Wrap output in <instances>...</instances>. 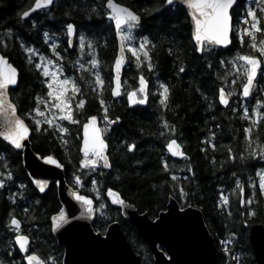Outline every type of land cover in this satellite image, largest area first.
I'll use <instances>...</instances> for the list:
<instances>
[{"label": "trees", "instance_id": "16d2710c", "mask_svg": "<svg viewBox=\"0 0 264 264\" xmlns=\"http://www.w3.org/2000/svg\"><path fill=\"white\" fill-rule=\"evenodd\" d=\"M114 1L140 15L141 23L132 33L137 44L145 38L149 41L146 48L152 64L151 70L147 67L148 62L137 67V59L127 52V64L122 74L123 92L117 100L110 94L111 67L117 49L115 32L112 23L106 19L105 7L90 11L105 4L106 0H56L51 11L41 10L27 20H22L18 13L27 10L34 0H0V53L6 54L19 72L18 83L10 98L17 105L19 117L31 130L32 151L41 158L49 155L60 161L66 184L75 189L79 187L82 195L94 201L93 229L104 233L109 224L118 222L143 264H153L149 248L134 227L121 217L120 210L106 200L108 189L116 191L151 219L166 210L170 198L182 208L190 206L200 210L214 239L217 264H256L248 232L251 225L264 226V197L255 183L256 171L264 161L259 156L249 157L245 128L252 124V101L257 98L264 104V98L252 91L246 101L249 117L245 118L246 106L238 97L245 81L232 83L237 76V69L232 64L237 63L239 55L260 56L251 47L253 41L249 37H243V43L238 37V17L243 14L238 9L233 11L232 44L228 49L213 48L210 53L198 54L191 39L189 18L181 6L174 5L170 14L161 17L155 11L158 0ZM261 21L264 22V17ZM68 23L85 36L86 44H93L94 51L88 47L85 50L99 61L97 71L104 84L97 87L87 68L72 70L67 61L66 71H73L80 89L78 98L85 101L83 107L74 110L78 122H66L64 127L68 131L63 134L47 125L36 131L28 115L37 104L36 98L47 95L46 84L41 71L35 68L34 60L32 64L28 63L30 57L25 48L32 47L44 55V30L54 26L62 29ZM140 58L143 61L142 54ZM181 67L184 72L179 71ZM141 75L149 84L147 102L130 108L126 95L128 91L138 89ZM261 81L259 75L256 82L260 84ZM161 84L169 89L165 104L160 103ZM221 88L225 92H234L226 108L218 102ZM101 99L105 101L109 120L120 118L112 125L103 119L105 110L100 104ZM260 107L264 114V106ZM91 116H98L103 129L107 127L104 137L111 165L108 168L98 165L95 169H82L80 165L83 159L79 153L81 126ZM171 139L182 146L185 155L182 160L167 154V143ZM252 139L257 144H264V116L252 128ZM128 145H133L131 151ZM77 176L81 178L79 185L75 183ZM93 180L97 182L95 185ZM0 181H4V186L0 187V264H24L9 230L11 216L21 220L22 227L31 237L32 252L45 264H62L63 249L51 229V218L61 208L54 183L43 194L35 190L23 167L22 152L2 140ZM237 181L244 188V203H241ZM181 189L185 193L183 197ZM222 197H227V202ZM249 197L251 203H248ZM249 212L253 214L249 215Z\"/></svg>", "mask_w": 264, "mask_h": 264}, {"label": "snow or ice", "instance_id": "6c2138e0", "mask_svg": "<svg viewBox=\"0 0 264 264\" xmlns=\"http://www.w3.org/2000/svg\"><path fill=\"white\" fill-rule=\"evenodd\" d=\"M237 0H158V7L155 8V11L159 13L161 17H165L173 11V5H176L177 8L180 6H186L189 10L192 22V39L195 41L196 51L198 52H211L215 46L228 45L230 41V33L233 31V21L231 10L236 4ZM56 0H34V4L30 5L27 10L22 13H18L24 18H28L30 13L36 10H48L51 11L52 6H54ZM258 6L264 5V0H257ZM98 7H106L110 9L107 12L109 18L114 21L115 28L117 31V36L120 40V55H117L114 63V71L116 73L114 77L115 87L112 88V96L117 97L121 95V80H120V71L124 63L123 52L125 50V41L132 39L131 32L134 28L138 27L140 24L141 17L136 12L132 11L128 7H124L118 3H115L114 0H106V3L103 5H97L90 9L91 12H96ZM260 12L264 13V6H260ZM242 23L249 24V27L242 29V33L250 36L252 38L251 47L257 50L260 54V57H264V39H260L257 45L256 34L264 32V22L258 18L257 12L253 8L247 10V17L243 18ZM35 27V22L33 24ZM67 36H68V47L73 48L72 37L75 34V27L72 23L66 25ZM45 40H52L50 48L53 51V54L56 56L57 60L63 59L60 55V52L57 48V43L55 42L54 36H49L48 32L44 33ZM241 42L243 43V35L240 37ZM149 41L145 38L142 39V42L139 44V47H132L128 45L127 50L131 53L133 57H136L139 67L140 63L148 62L147 67L149 70L152 69L151 57L146 48V45ZM80 50L82 51L85 46L89 50L94 51L93 44L85 40V36L81 35L79 39ZM25 51L32 56L37 55V51L32 47H26ZM139 53L143 55V61H141ZM236 60L239 63H233L232 67L237 69V76L233 79L232 83L235 84L237 80L246 81L242 83V97H249L253 89L256 87V81L258 74L264 75V60L257 58L255 55L245 54L239 55L236 57ZM29 64H32L33 61L31 58L28 60ZM89 63L91 64L92 69H96L99 65V61L93 57ZM223 63V61H222ZM35 68L41 70V74L44 77H49L45 81L48 88L47 97L45 100L42 97H37V107L33 109L38 117H44L43 121L40 119L35 120L36 131H40L41 123H47L49 127H55L60 133H66L67 128L57 123V120H67L70 123H77L78 121L74 118L73 110L71 107V100L75 93L79 92L80 89L77 87L74 81L69 78L61 79L62 68L54 64L52 60L41 55L40 62L35 63ZM83 68V64H81ZM180 72H184L185 69L181 67ZM95 84L97 87H101L104 84V81L101 79L100 72L96 71L95 73ZM18 83V74L17 69L9 62L6 58V54H0V137L4 141H7L11 146L16 149L22 147V141L26 140L29 135V127L26 125L24 119L20 118L17 115V105L10 98L11 94H14L12 86H16ZM71 88L72 95H66ZM160 88V103L165 104L168 99L169 89L161 84ZM234 95L232 91L225 92L224 88L219 90V101L222 105H228V97ZM143 97V98H140ZM127 99L130 105L135 104H145L147 102V81L144 76L141 75L139 78V88L133 91L127 92ZM261 101L257 100L256 107L252 109V115L256 117L252 121V124L245 128V138L247 141V148L249 150V157L259 156L261 160H264V144H257L255 140L252 139V128L255 127L259 122L262 114L258 109L261 106ZM40 104L44 105V111H41ZM85 101L81 99L76 105L77 108L83 107ZM100 104L104 107L105 115L103 119L108 121V124H113L118 121L120 118L117 117L116 121L109 120L107 115V107H105V101L100 100ZM53 110H58L57 112ZM235 111V109H233ZM48 112L49 115L46 116L45 113ZM244 117H249V109L245 107ZM167 127V125H165ZM97 126V118L91 116L86 123L83 124V146L80 148V151L83 153L84 158L80 161V165L83 168L95 169L96 165L101 163L103 167H110L109 160L105 155V139L103 138V131ZM174 131V129H172ZM67 143V141H65ZM256 146H253V145ZM213 147H215L213 145ZM129 150L131 151L133 145H128ZM167 149L172 156H184V153L180 151V145L177 144L175 139H171L167 143ZM231 154V150H229ZM45 162L48 164L59 165L57 161L51 157H44ZM165 171H167L168 166L165 163ZM191 171V169H189ZM259 177V189L261 194H264V173H257ZM11 178V173L8 174ZM173 180L176 179L175 176L172 177ZM81 178L79 176L75 177V183L79 185ZM36 184L45 185L47 181L36 180ZM97 182L93 180L95 185ZM4 186V181H0V187ZM237 188L241 194V203H244L243 193L244 188L237 181ZM21 188H24V185H20ZM40 191H44V188L41 187ZM108 196L113 197L112 203L118 205H124V201L118 198L117 194L114 193L111 189L108 190ZM72 195L77 202H80L84 205L87 212L91 213L92 209V200L86 196L79 195L77 192L72 191ZM185 193L181 189V197ZM225 202H227V197H222ZM252 202V198H248V203ZM101 208L104 207L103 204L100 205ZM252 215V212L248 213ZM11 215V214H10ZM53 229H56L64 222L65 217L63 211L59 216L53 217ZM9 226L14 228L16 235L14 237L15 243L19 246L20 252H27L29 245V237L27 235L21 234V222L15 217L11 216L9 221ZM28 264H44L43 261L35 254H30L24 257Z\"/></svg>", "mask_w": 264, "mask_h": 264}, {"label": "water", "instance_id": "95a60500", "mask_svg": "<svg viewBox=\"0 0 264 264\" xmlns=\"http://www.w3.org/2000/svg\"><path fill=\"white\" fill-rule=\"evenodd\" d=\"M238 1L239 0H237L236 4H234L233 9L231 10V15L232 11L238 4ZM181 7L185 10L189 18L192 39V22L189 10H187L186 6L182 5ZM105 9L107 12L110 11V9H107L106 7ZM39 11L41 10H36L30 13V16L28 18H24L21 16V19L27 20L33 14ZM106 19L112 22L116 38L117 49L111 67L112 79L110 94L113 100H117L122 96L123 92L121 87V95L117 97L112 96V88L115 87L114 77L116 75L114 71V63L117 55L121 54L120 40L117 36L114 21H112L108 15L106 16ZM232 34L233 31L230 33L231 42L228 45L215 46L214 48L222 50L228 49L232 44ZM73 38L74 36L72 37V40ZM192 42L196 47L195 41L193 39ZM197 53L201 54V52L198 51ZM122 55L124 57V63L120 71L121 85L122 74L127 64L126 47ZM17 74L19 76L18 70ZM14 87L15 86H12V88ZM148 89L149 84L147 82V95ZM249 97H242V99L247 100ZM126 102L130 108L144 105H130L128 103L127 95ZM218 102L223 108H226L228 106L222 105L219 101V97ZM95 117L97 118V126L102 129L101 120L98 116ZM89 118H87L84 123H86ZM83 124L81 126V138L79 145V153L82 156L83 153L80 151V148L83 146ZM30 135L31 131L29 128L28 138L22 141V147L20 149L14 148L7 141H4L2 137H0V140H2L5 144L11 146L13 149L22 152L23 167L27 171V174L33 186L39 193H43L44 191H46L48 186L52 182H55L57 189V198L61 208L57 214L52 216V218L59 216L61 211H63L65 220L60 224L58 228L53 229V219L51 218V229L53 237L57 241V244L63 249L62 264H143L140 255H138L134 251L118 222L109 224L104 233L96 232L93 229L92 223L95 218L94 201L90 197H88L92 200L93 210L91 211V213L87 212L84 205L80 202H77L73 197L72 191L77 192L79 195L82 194L80 193L79 188L74 189L66 184L64 178V169L58 162V160L54 158L57 163L61 165L60 167H58L56 164L46 163L44 158H41L39 155L35 154L32 151L29 141ZM102 135L105 139L104 133H102ZM105 144V155L107 156L108 144L106 140ZM177 144L179 143L177 142ZM180 151L183 152V148L181 145ZM166 152L169 157L177 160H182L185 156H172L167 147ZM97 166L98 164L96 165V167ZM36 180L47 181V183L45 185H38L35 183ZM41 187L44 188V191H40ZM108 190L105 192L106 200L111 206L120 210L121 217L134 227L139 238L148 246L149 251L153 257V264H217L218 253L214 243V239L204 222L203 215L200 210L190 206L182 208L175 199L170 198L167 203L166 210L160 212L155 219H151L147 213H140L135 206L126 202L120 196V194L111 189L114 193L117 194L118 198L122 199L125 202L124 205L112 203L113 197L108 196ZM248 240L255 263L264 264V226L262 224L251 225L249 227ZM16 247L19 250V246L17 244ZM25 253L26 252H20V254L22 255H25ZM40 260L43 261L41 258ZM24 263L28 264L25 259Z\"/></svg>", "mask_w": 264, "mask_h": 264}, {"label": "flooded vegetation", "instance_id": "af4514ba", "mask_svg": "<svg viewBox=\"0 0 264 264\" xmlns=\"http://www.w3.org/2000/svg\"><path fill=\"white\" fill-rule=\"evenodd\" d=\"M249 1L250 0H242V2H241V0H239L237 6L234 8L233 11H235L236 9H238L240 11V14H243V16H244V13L245 12L247 13V6H248ZM260 6H264V5H260ZM260 6H258L257 0H251V7L256 10L257 15H258V18L261 19L262 16L264 15V13L260 12V10H259ZM106 15H107V13H106ZM45 32H48L49 33V36H54L55 42L57 43V48H58V50L60 52V55L63 57V59L57 60L56 56L53 54L52 49L50 48V44H51L52 40H47L46 41L45 40V37H44V40L45 41H43V43H44L43 44L44 45V56L47 57L48 59L52 60L54 64H56L60 68H62V70L65 72V74H67L69 76V78L72 81H74L75 84L77 85V80L75 79L72 70H76L75 64L78 63V60L77 59H78V48L79 47L77 45L79 43V39H80L81 33L78 32L77 29L75 28V34H74V38L72 40L74 47L73 48H69L68 47V36H67L66 27L65 28H62V29L60 27H57V26L48 27V29L44 30V33ZM260 39H264V32L257 33L256 34V42H257V44H258V42H259ZM85 47H87V46H85ZM259 56H260V54H259ZM259 59H262V57H260ZM67 61H69L70 67L72 66V68H73L69 72H67L66 71V68H65V64L67 63ZM46 92H48V89H46ZM46 97H47V95L44 97V99H46ZM40 105H42L40 108L44 107L43 104H40ZM36 107H37V104L35 105L34 108H36ZM33 116H34V111H32L28 115V120L33 125V127H35V129H36L35 120L36 119H40V120L43 121L44 117H38V116L33 117ZM42 125L49 126L47 123H41L40 128H41ZM47 156H49V155H45L44 157H47ZM44 157H42V158H44ZM51 157L55 158L54 156H51ZM82 158H84V156H82ZM58 162L60 163V161H58ZM98 165H103V164L102 163H99ZM62 167H63V165H62ZM63 169H64V167H63ZM82 169H84V168L82 167ZM52 183H54V185L56 187L55 182H52ZM32 186H33V184H32ZM33 188L35 189L34 186H33ZM43 193H40V194H43ZM17 219L21 222V220L19 218H17ZM20 228H21V234L27 235L29 237V240H30V243L28 245V251L25 253V255L20 254L19 250L16 247L15 239H14L15 235L17 234L16 231L12 227H10L9 230L12 232V235H13L14 247L18 251V253L20 255V258H21V260L24 263V257L27 256V255L33 254L34 252L31 251V242H32L31 241V237L27 234V232L25 231V229L22 227V222H21V227Z\"/></svg>", "mask_w": 264, "mask_h": 264}, {"label": "rangeland", "instance_id": "374dc122", "mask_svg": "<svg viewBox=\"0 0 264 264\" xmlns=\"http://www.w3.org/2000/svg\"><path fill=\"white\" fill-rule=\"evenodd\" d=\"M255 2V1H254ZM251 7V0L249 1V3H248V6H247V10L249 9ZM252 8V7H251ZM242 15V14H241ZM245 17H247V13L245 12L244 13V16H239L238 17V23H237V33H238V37H239V39H241L240 37L243 35V37L245 38L246 36L247 37H249V40L250 41H252V38L250 37V36H248V35H246V34H243L242 33V29L243 28H245V27H249L250 25L249 24H244V23H242L241 21H242V19L243 18H245ZM262 17H264V15L262 16ZM131 37H132V39H130V40H126L125 41V46H126V50H127V48H128V45H131L132 47H139L138 45L139 44H137V43H135V39H134V37H133V33L131 32ZM258 46H259V44H257ZM79 48H78V63H76L75 64V66H76V70L77 71H79V70H81L82 68H81V64H83V68H87L88 69V71H89V76H91V77H93L94 79V81H95V72L97 71V69H98V67L96 68V69H92V67H91V64L89 63V61L93 58V57H96L95 55L93 56V53L91 54L89 51H86L85 50V47H84V49L81 51L80 50V45H79V43H78V45H77ZM254 51H257V50H255V49H253ZM37 51V50H36ZM86 51V52H85ZM127 52H129L128 50H127ZM258 52V51H257ZM37 55H35V56H32L31 54H29L28 53V56L31 58V59H33L34 60V63H37V62H40V56L42 55L39 51H37ZM129 54L131 55V53L129 52ZM140 54H142V53H139V55ZM258 54H259V52H258ZM44 56V55H43ZM132 56V55H131ZM82 58H85V62L83 63L82 62ZM134 58H136V57H134ZM262 60H264V57H262ZM237 63H239V61H236ZM41 71V70H40ZM260 77L262 78V81H261V83L260 84H257V82H256V87L253 89V92L258 96V95H261V96H263V98H264V75H261L260 74ZM60 78L61 79H63V78H69V76L67 75V74H65V72L64 71H62V75L60 76ZM44 79H45V81L46 80H48L49 79V77H44ZM70 79V78H69ZM46 84V83H45ZM156 85V87H159V85L156 83L155 84ZM259 85V86H258ZM46 89H48L47 88V86H46ZM241 89H242V87H241ZM240 89V90H241ZM154 91H158V89L157 88H154ZM230 91V90H229ZM227 92V91H226ZM234 93V92H233ZM66 95H72V92H71V88H69V92L66 94ZM239 96V99L241 100V103L244 105V106H246L247 107V103H246V101H244L242 98H241V91H240V93L238 94ZM234 95H232V96H229L228 98L230 99V98H232ZM256 98V97H255ZM48 99V97H46V99L45 100H47ZM235 100H237V99H235ZM79 98H78V92L77 93H75V95L73 96V98H72V100H71V107H72V110H73V115H74V110H75V108H77L76 107V104H78L79 103ZM256 102H257V98L255 99V100H253L252 101V109L254 108V107H256ZM261 105H263L264 106V104H262L261 103ZM42 105H40V107H41ZM261 108V107H260ZM258 109L259 111H261V109ZM41 109V111H44V107H42V108H40ZM53 111H55V112H57V114H58V110H53ZM45 115L46 116H48L49 115V113L48 112H46L45 113ZM36 116V113L34 112V116L33 117H35ZM254 119H256V117L254 116H252V121L254 120ZM66 122H68L67 120H57V123L58 124H60V125H62V126H65V124H66ZM69 123V122H68ZM264 161V160H263ZM257 173H264V165L263 166H261L260 168H258V170L256 171V174H255V183H256V185L259 187V177H258V175H257ZM263 195V197H264V194H262ZM246 204H247V202H245Z\"/></svg>", "mask_w": 264, "mask_h": 264}]
</instances>
